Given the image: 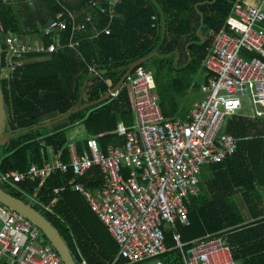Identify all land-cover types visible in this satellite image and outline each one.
<instances>
[{"label":"trees","instance_id":"trees-1","mask_svg":"<svg viewBox=\"0 0 264 264\" xmlns=\"http://www.w3.org/2000/svg\"><path fill=\"white\" fill-rule=\"evenodd\" d=\"M237 0H119L116 17L91 7V0H0V39L5 65V34H30L46 44L55 38L45 36L44 27L66 7L78 14L84 24L74 31L69 25L61 32V41H79L52 54H30L23 71L2 79L8 113L7 133L22 132L68 114L78 104L87 80L84 103L103 97L116 87L126 71H119L158 50L142 66L154 73V92L167 119L186 117L190 90L201 88L210 72L204 65L215 35L233 33L239 20L232 15ZM92 15L91 21L85 19ZM110 24V32L103 31ZM100 32L99 34H97ZM46 60H33V58ZM98 65V73L90 70ZM137 123L127 87L117 96L70 115L52 128L21 133L0 150V175L10 170L27 171L33 163L43 166L54 154L70 163V129L78 124L87 136L79 148L96 137L103 152L111 145L120 146L125 137L116 131L119 123ZM225 132L238 139L237 151L224 161L208 165L203 172L200 193L187 205L190 224L178 223L166 228V243L171 249L162 256L167 264H183L175 235L180 233L185 249L208 234L223 236L237 261L264 264V114L251 111L228 117ZM89 136V137H88ZM73 168L58 170L47 179L20 183L1 182L13 195L41 210L59 229L79 264H107L119 253V245L109 229L93 211L83 194L68 190L60 195L55 189L75 177ZM87 188L104 185V175L94 166L78 178ZM242 194L250 205L254 221L245 223L237 196Z\"/></svg>","mask_w":264,"mask_h":264},{"label":"built area","instance_id":"built-area-1","mask_svg":"<svg viewBox=\"0 0 264 264\" xmlns=\"http://www.w3.org/2000/svg\"><path fill=\"white\" fill-rule=\"evenodd\" d=\"M90 5L111 20L117 15L116 0H91ZM232 15L239 24L233 33L222 30L215 35L204 61L210 72L201 86L205 97L185 118L164 116L154 92L153 70L140 66L123 85L129 89L137 123L119 124L116 131L125 137L122 145H111L105 153L94 137L81 151L70 141V163L57 153L43 166L33 163L27 171L1 174L0 183L45 180L72 167L76 176L55 193L72 189L85 196L119 245L118 255L107 264H122V259L128 264H167L162 259L169 251L165 229L190 223L187 203L200 193L202 167L222 162L238 149V139L224 130L228 117L246 107L256 116L264 114V0H237ZM85 19L93 20L91 14ZM69 25L74 31L84 28L78 14L63 7L44 27L45 36L55 42L46 44L41 37L32 40L26 30L25 35L5 34L2 79L22 72L30 54H52L79 45V41H61V32ZM110 30L109 24L103 31ZM97 69V64L90 67L94 73ZM94 166L100 167L104 185L91 190L78 178ZM175 240L184 264H238L223 236L208 234L189 250L180 233ZM0 264L66 263L36 225L0 203ZM81 264L90 263L85 259Z\"/></svg>","mask_w":264,"mask_h":264},{"label":"water","instance_id":"water-1","mask_svg":"<svg viewBox=\"0 0 264 264\" xmlns=\"http://www.w3.org/2000/svg\"><path fill=\"white\" fill-rule=\"evenodd\" d=\"M2 53H3L2 42L0 39V150L3 147H5L12 138L20 135L21 133L29 132L31 130L42 129V128H52L54 127L55 124L66 120L70 115L77 113L82 109L100 104L105 100L111 98L112 94L123 87L128 77L138 67L142 66L145 62L150 60L154 55H157L159 52L158 50H156L152 54L142 57L137 61L120 68L119 71L122 72L126 71V73L124 74L120 82L116 85V87L108 91L100 99L93 101L91 103H84L85 93L87 88V80H86L83 85L82 94L78 104L68 114L56 118L54 120L45 122L43 124L34 126L31 129H26L22 132H16V133H7L8 113L5 103V95L3 91L2 75H1L2 63H3ZM0 203L19 212L28 220H30L34 225H36L42 231V233H44L48 241L51 243V245L58 252V254L61 256V258L66 264H79L72 252L71 247L69 246V244L67 243L66 239L63 237L59 229L47 218V216L41 210L37 209L33 204L25 201L24 199L17 197L12 193L6 191L1 185H0Z\"/></svg>","mask_w":264,"mask_h":264},{"label":"crops","instance_id":"crops-1","mask_svg":"<svg viewBox=\"0 0 264 264\" xmlns=\"http://www.w3.org/2000/svg\"><path fill=\"white\" fill-rule=\"evenodd\" d=\"M119 0H116V4L118 3ZM242 1H245V2H252V3H255L257 2V0H242ZM33 60H46V59H43L42 57L41 58H33ZM30 61V59L28 60ZM147 67V66H145ZM147 68H150V67H147ZM204 82H202L203 84ZM201 84V86H202ZM205 97V94L203 93L202 89H198V90H190L189 92V99H188V102H190L189 104L191 105V108L189 110V112L191 111V109L193 108L194 104L198 101H200L201 99H203ZM188 112V113H189ZM187 113V114H188ZM182 117V116H181ZM123 123V122H121ZM120 124V123H119ZM124 124V123H123ZM119 126V125H118ZM70 135H71V140L70 141H75L78 145V149L79 151L83 150L84 148H87V145L86 146H83L82 148H79V143L78 142H81L82 140H84L87 136V133H86V130H85V127L81 124H78L77 126H75L74 128L70 129ZM89 137V136H88ZM94 136H91L89 138H92ZM96 138V137H94ZM208 165L209 164H206L202 167V172H201V175L203 172H208ZM201 175H200V182H201ZM261 194H262V202H258V209H264V188L261 190ZM237 201H238V204L242 210V213L245 217V223H250L252 221L255 220V218L253 217V213L251 212L250 210V205L249 203L245 200L244 196L242 194L238 195L237 196ZM190 224V223H189ZM177 227V226H176ZM166 228H170V229H173L171 227H166ZM176 229V228H174ZM168 246V245H167ZM177 247V246H176ZM169 248V246H168ZM171 249L169 248V251ZM168 251V252H169ZM182 253V252H181ZM118 255V254H117ZM235 258V257H234ZM182 260H183V256H182ZM113 261V260H112ZM238 264H244L243 260H240V261H237ZM121 263L122 264H128V261L125 260V259H122L121 260ZM184 264V263H183Z\"/></svg>","mask_w":264,"mask_h":264},{"label":"rangeland","instance_id":"rangeland-1","mask_svg":"<svg viewBox=\"0 0 264 264\" xmlns=\"http://www.w3.org/2000/svg\"><path fill=\"white\" fill-rule=\"evenodd\" d=\"M186 103H190V102H186ZM245 109V111L247 112V111H251V108H249V107H246V108H244Z\"/></svg>","mask_w":264,"mask_h":264}]
</instances>
